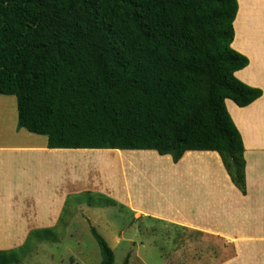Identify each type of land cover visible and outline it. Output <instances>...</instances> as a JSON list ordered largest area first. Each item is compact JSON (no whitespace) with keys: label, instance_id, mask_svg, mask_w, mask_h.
Wrapping results in <instances>:
<instances>
[{"label":"trees","instance_id":"obj_1","mask_svg":"<svg viewBox=\"0 0 264 264\" xmlns=\"http://www.w3.org/2000/svg\"><path fill=\"white\" fill-rule=\"evenodd\" d=\"M237 12V0H0V95L15 97L17 129L49 149L149 150L174 163L216 152L245 195L225 101L246 107L262 91L235 75L248 65L232 47ZM90 231L100 264H114ZM54 237L55 227L31 231L0 264Z\"/></svg>","mask_w":264,"mask_h":264},{"label":"crops","instance_id":"obj_2","mask_svg":"<svg viewBox=\"0 0 264 264\" xmlns=\"http://www.w3.org/2000/svg\"><path fill=\"white\" fill-rule=\"evenodd\" d=\"M237 2L232 47L248 65L235 75L262 91L246 107L225 101L244 144L246 194L216 152L187 151L174 163L149 150L49 149L46 137L26 130L30 135L14 139L8 121L15 97L0 95V250L20 247L31 231L56 227L60 218L66 223L69 202L94 195L134 221L178 224L234 244L228 264H264V0ZM206 207L214 218L201 222L195 216ZM227 216L237 232L220 227ZM213 225L218 235L201 231Z\"/></svg>","mask_w":264,"mask_h":264},{"label":"rangeland","instance_id":"obj_3","mask_svg":"<svg viewBox=\"0 0 264 264\" xmlns=\"http://www.w3.org/2000/svg\"><path fill=\"white\" fill-rule=\"evenodd\" d=\"M13 107L12 120L8 121L7 116L8 128L11 129L8 134L14 139L30 135L25 130L16 131L15 99ZM13 124L16 128H13ZM39 138L46 139L42 136ZM106 206L94 195L71 200L67 212L64 213L66 223L61 222L54 226L55 237L41 243L34 242L18 264H100V250L90 231L91 227L96 229L112 249L114 264H122L126 257L128 264H228L234 252L236 254L234 244L195 231L199 229L192 230L148 218L134 221L128 212ZM194 210L200 212L199 209ZM203 212L204 216H195L201 222L214 218V214H210L207 207ZM224 218L229 225L223 221L220 227L237 232V229L231 227L230 217ZM213 227L215 230L201 231L218 235L219 229L214 225ZM224 231V234L220 233L231 239L232 236Z\"/></svg>","mask_w":264,"mask_h":264}]
</instances>
